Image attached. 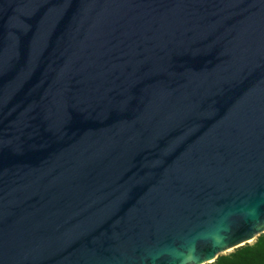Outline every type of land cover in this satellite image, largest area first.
Wrapping results in <instances>:
<instances>
[{"label":"water","instance_id":"1","mask_svg":"<svg viewBox=\"0 0 264 264\" xmlns=\"http://www.w3.org/2000/svg\"><path fill=\"white\" fill-rule=\"evenodd\" d=\"M263 235L264 0H0V264Z\"/></svg>","mask_w":264,"mask_h":264},{"label":"trees","instance_id":"2","mask_svg":"<svg viewBox=\"0 0 264 264\" xmlns=\"http://www.w3.org/2000/svg\"><path fill=\"white\" fill-rule=\"evenodd\" d=\"M215 264H264V235L255 244L221 257Z\"/></svg>","mask_w":264,"mask_h":264}]
</instances>
